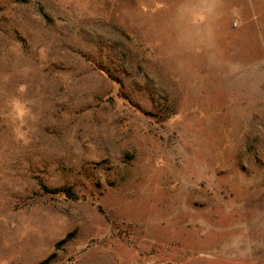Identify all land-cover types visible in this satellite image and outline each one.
<instances>
[{
	"label": "rangeland",
	"instance_id": "rangeland-1",
	"mask_svg": "<svg viewBox=\"0 0 264 264\" xmlns=\"http://www.w3.org/2000/svg\"><path fill=\"white\" fill-rule=\"evenodd\" d=\"M45 260L264 264V0H0V264Z\"/></svg>",
	"mask_w": 264,
	"mask_h": 264
},
{
	"label": "trees",
	"instance_id": "trees-1",
	"mask_svg": "<svg viewBox=\"0 0 264 264\" xmlns=\"http://www.w3.org/2000/svg\"><path fill=\"white\" fill-rule=\"evenodd\" d=\"M41 188L46 193H50V194H63L66 198H71V199L76 198V195L73 193V191L71 189L62 188V189L47 190L44 186H41ZM39 264H48V261L45 260V261H43V262H41Z\"/></svg>",
	"mask_w": 264,
	"mask_h": 264
}]
</instances>
